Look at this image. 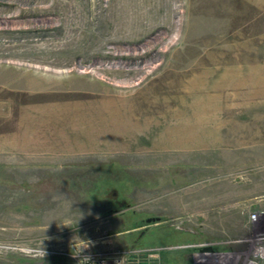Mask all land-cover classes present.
<instances>
[{
  "label": "rangeland",
  "instance_id": "374dc122",
  "mask_svg": "<svg viewBox=\"0 0 264 264\" xmlns=\"http://www.w3.org/2000/svg\"><path fill=\"white\" fill-rule=\"evenodd\" d=\"M263 229L264 0H0V264Z\"/></svg>",
  "mask_w": 264,
  "mask_h": 264
},
{
  "label": "built area",
  "instance_id": "2783aa9c",
  "mask_svg": "<svg viewBox=\"0 0 264 264\" xmlns=\"http://www.w3.org/2000/svg\"><path fill=\"white\" fill-rule=\"evenodd\" d=\"M249 219L253 223L258 222L259 212H253ZM253 240H255V244L251 252V258L245 264H264V229L258 231L254 235ZM186 247L191 250L192 264H236L237 262V255L233 254L229 249H218V247L208 242H193L190 245L183 244L178 246L181 249ZM161 249L160 247H147L143 254L138 250L110 254L89 251L80 257L81 264H121L125 263V260L129 261L127 264H150V260L158 258L156 255L160 253L159 250ZM138 254L144 255L141 261ZM71 255L76 257L80 254L73 253ZM129 257L130 259H127Z\"/></svg>",
  "mask_w": 264,
  "mask_h": 264
},
{
  "label": "water",
  "instance_id": "95a60500",
  "mask_svg": "<svg viewBox=\"0 0 264 264\" xmlns=\"http://www.w3.org/2000/svg\"><path fill=\"white\" fill-rule=\"evenodd\" d=\"M156 219H159L158 217L156 218V217H154V218H149L147 221L148 222H150V221H152V220H156ZM208 249H212V248H208Z\"/></svg>",
  "mask_w": 264,
  "mask_h": 264
}]
</instances>
